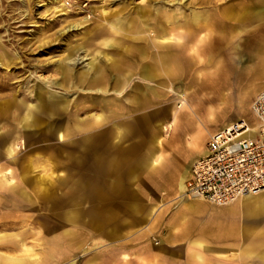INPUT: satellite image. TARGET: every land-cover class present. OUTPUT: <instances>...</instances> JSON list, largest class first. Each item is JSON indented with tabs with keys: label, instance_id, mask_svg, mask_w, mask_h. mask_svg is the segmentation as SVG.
I'll return each mask as SVG.
<instances>
[{
	"label": "rangeland",
	"instance_id": "374dc122",
	"mask_svg": "<svg viewBox=\"0 0 264 264\" xmlns=\"http://www.w3.org/2000/svg\"><path fill=\"white\" fill-rule=\"evenodd\" d=\"M163 15L177 18L176 26L165 27ZM195 15L209 18L196 26L185 22ZM153 16L173 34L172 40L161 44L150 36L147 43L123 35L132 27L142 28L147 34L146 27H154ZM146 43V58L127 50L132 44ZM197 47L204 48L205 52L200 53L205 63L199 67V82L195 85L188 82L191 67L186 56L193 54L190 48ZM156 50L180 54L177 79L161 83V79L146 82L140 78L142 65L153 63ZM114 60L120 63L119 73L132 74L119 94L113 87L117 74L112 67ZM89 62H100L104 68L105 92L94 91L86 81L69 84L66 90L58 86L63 69H70L75 79ZM263 79L264 0H0V112L6 101L13 103L10 110L16 112L20 110L19 101L36 104L41 92L58 91L70 100L58 121L72 130L67 141L70 144L49 139L33 128L35 131H27L21 138L26 145L16 153V163L0 157V165L18 176L17 188L0 189V209L9 215L0 218L6 219L0 226V236L21 234L28 249L18 252L0 248V254L36 256L40 260L51 252L52 239L56 240L55 256L57 252L61 255L60 248L66 242L74 250L84 243L86 246L89 240H98L94 228L99 218L89 216L91 202L83 198L89 188L97 187L89 183L97 181L90 172L98 162L94 146L99 142V130L125 131L123 143L144 140L147 144L148 136L157 128L156 114L162 109L167 113L182 103L185 111L181 120L191 132L201 131V143H205L225 120L243 119L251 126L255 124L250 105L262 90L255 86ZM144 86L154 88L156 94L145 105H133L135 91ZM175 92H184V100L180 101ZM98 100L113 101L120 110L103 107ZM224 107L229 109L225 114ZM238 113L243 118H236ZM18 120L8 121L7 126L13 127ZM164 120H169V114ZM76 123H86L85 129L76 131ZM76 144L85 148L79 149ZM50 173L53 177L59 175L53 185L45 179ZM19 191L26 194L20 202L14 200ZM93 192L90 190V194ZM68 211L77 212V221L65 222ZM69 227L68 234L65 229ZM81 252L74 251L71 257Z\"/></svg>",
	"mask_w": 264,
	"mask_h": 264
},
{
	"label": "crops",
	"instance_id": "0c3cea01",
	"mask_svg": "<svg viewBox=\"0 0 264 264\" xmlns=\"http://www.w3.org/2000/svg\"><path fill=\"white\" fill-rule=\"evenodd\" d=\"M208 18L193 17L185 22L196 26L201 21H208ZM163 19L165 27L176 26L177 18L163 15ZM151 21L156 30L146 27L147 34H144L142 28L132 27L131 32L123 35H130L129 38L133 41L143 40L147 43L152 39L150 36L160 40L161 44L173 39V34L158 23L157 17L153 16ZM147 43V46L132 44L127 50H135L142 58H146ZM190 49L193 54L185 55L186 63L191 67L188 71V82L196 85L199 82V67L205 63L202 62L200 52L204 53L205 50L199 47ZM180 52L183 53L184 49L181 48ZM153 57L152 64H143L140 69L139 76L142 80L156 82L157 79H161V83H169L177 79V73L181 69L180 54H173L168 50H156ZM119 64L115 60L112 61V67L117 73L114 76L113 87L118 94L128 85L132 75L128 72L119 73L117 70L120 69ZM227 64L228 61L226 67ZM62 72V82H59L58 86L63 87L64 90L68 89L69 84L73 85L75 82L81 84L85 81L89 86H94L91 89L96 92L106 90V86L102 85L104 68L100 62H89L86 68L76 73L75 79L67 67ZM227 81L229 80H225V83ZM255 88L263 90L264 79ZM51 93L56 94L60 101H54L57 102L55 107L54 102L51 101L49 111L46 109L39 112L37 124L30 129L21 126L22 113L21 116L18 114L19 120L18 116L15 118L12 115L11 118L4 120L0 114V126L3 127L7 140L11 142L14 139L18 142L17 140L26 136L27 131H35L33 128L38 132L41 131L49 139H57L64 143L69 140L72 130L58 121V115L67 111L70 100L64 93L53 90ZM135 93L137 94L132 97V104L136 106L145 105L152 100L151 95L156 94L154 88L149 86L139 87L138 92ZM175 95L180 101L184 100V92H175ZM36 99V104L42 101L39 96ZM45 101L44 106H48L47 97ZM64 101L67 103L66 109L60 106ZM100 102L103 103V107L110 106L120 110V106L113 101ZM5 104L6 102L3 103V107ZM173 108L167 113L162 109L156 114L159 119L157 128L148 136L150 139L147 144L143 143L144 140L141 143L137 141V143H123L121 138L127 134L125 131L121 133L118 129L109 132L98 131L99 142L94 146L98 149V162L90 172L97 181L89 183L97 187L89 188V194L83 198L91 202L89 216L99 218L94 228V233H98V240L94 242L89 240L88 245L84 246V243L82 248L77 246L74 250L71 249L70 242H66L60 248L61 255L59 256L57 252L58 255L55 256L56 240L52 239L51 252L46 253L40 260L36 256L24 258L2 253L0 264H28V262L32 264L47 262L49 264H250L251 258L254 264H264V191L243 196L236 202L224 206H217L203 199L188 200L179 197L184 181L191 176L192 163L205 154L207 141L201 143V131L191 132L181 120L180 116L185 111L182 103ZM228 110L224 107L222 113L225 114ZM168 114L169 120L166 122L164 118ZM236 115V118H243L242 113ZM16 119L18 121L13 127L7 126L8 121H16ZM54 120L57 124L53 122ZM43 121L46 124L42 126ZM232 121V119L223 121L217 130ZM84 125L86 123H76L74 129L84 130ZM60 132L63 139L59 138ZM77 147L85 148L83 144ZM1 156L8 162L18 161L16 155L14 160H11L2 150ZM17 177L11 168L0 165V189L17 188L15 181ZM57 177L59 175L53 177L50 173L45 179L50 180L49 183L53 185V180ZM21 180L19 178V181ZM90 190L94 191L93 194H90ZM25 196V193L19 191L14 196V200L20 202ZM0 218H9V215L0 209ZM77 219V212L66 213L65 222L73 223ZM5 222L6 219H0V226ZM65 231L69 234L71 228ZM20 237L21 234L1 235L0 248L18 252L28 250ZM79 249H82V252L71 257L72 252L74 254V251Z\"/></svg>",
	"mask_w": 264,
	"mask_h": 264
},
{
	"label": "built area",
	"instance_id": "2783aa9c",
	"mask_svg": "<svg viewBox=\"0 0 264 264\" xmlns=\"http://www.w3.org/2000/svg\"><path fill=\"white\" fill-rule=\"evenodd\" d=\"M254 126L239 119L210 135L205 154L194 161L187 197L217 206L264 190V90L251 102Z\"/></svg>",
	"mask_w": 264,
	"mask_h": 264
},
{
	"label": "bare ground",
	"instance_id": "6f19581e",
	"mask_svg": "<svg viewBox=\"0 0 264 264\" xmlns=\"http://www.w3.org/2000/svg\"><path fill=\"white\" fill-rule=\"evenodd\" d=\"M144 13H145V11H144ZM195 17H199V16H197V15H195ZM156 23H157V21H156ZM71 26H73V25H71ZM42 88H43V86H42ZM44 89V88H43ZM42 89V90H43ZM264 90V89H263ZM44 91V90H43ZM48 91V90H47ZM262 91V90H261ZM260 91V92H261ZM259 92V93H260ZM258 93V94H259ZM46 96H45V95ZM257 94V95H258ZM42 97V98H41ZM47 97V102H49V104H48V106H44V104H43V102L45 101V98ZM39 98H40V100H42L39 104H32V103H28V104H26L25 102H23V101H19L20 103H19V111L17 110L16 112H12L11 110H10V108H11V105H13V103H11V102H7L6 101V104L4 105V107L2 108V110L4 111H2V113H0L3 117H4V120H7V119H9V118H11L12 116L13 117H17L18 116V114H21L22 113V116H21V118H20V124H21V126L23 127V128H29L30 129V127H32V126H34L35 124H37V122H38V113L39 112H41L42 110H46V109H48V111L50 110V103H51V101H57V100H59V97L58 96H56V94H53V93H51V91L50 92H41V94H40V96H39ZM60 101V100H59ZM46 102V101H45ZM34 103V102H33ZM57 105V102H54V107ZM66 105H67V103L64 101V103H62V104H60V106H62V107H64L65 109H66ZM21 107H22V110H21ZM7 109H9L10 110V112L9 111H7ZM174 109V108H173ZM174 111V110H173ZM12 115V116H11ZM1 116V117H2ZM55 119V118H54ZM5 125V124H4ZM19 125V124H18ZM252 126H254V125H252ZM17 127V126H16ZM59 128V127H58ZM4 129H6V128H4ZM23 130V129H22ZM58 132V131H57ZM6 133H4V131H3V127H1L0 126V151L2 150V152L4 153V155L7 157V158H9V159H11V160H14V158H15V155H16V152L17 151H20L21 149H23V148H25V145H26V143H25V141L24 140H22V139H19V140H17L18 142H16L14 139L10 142L9 140H7V137H6V135H5ZM61 137H63V135H62V133L60 132L59 133V138L61 139ZM210 137V136H209ZM208 137V138H209ZM13 138V137H12ZM208 140V139H207ZM194 163V162H193ZM192 163V164H193ZM191 168V167H190ZM190 176V175H189ZM189 179V177L184 181V184H183V188L180 190V192H179V197L181 198V199H199V198H192V197H187L186 196V194H185V190H186V186H185V184H186V181ZM264 191V190H263ZM263 191H261V192H263ZM260 193V192H259ZM257 194V193H256ZM248 195H252V194H248ZM246 196V195H245ZM243 197V196H242ZM240 198H238L237 200H239ZM237 200H235L234 202H236ZM234 202H232V203H234ZM231 204V203H230ZM228 205V204H227Z\"/></svg>",
	"mask_w": 264,
	"mask_h": 264
},
{
	"label": "snow or ice",
	"instance_id": "6c2138e0",
	"mask_svg": "<svg viewBox=\"0 0 264 264\" xmlns=\"http://www.w3.org/2000/svg\"><path fill=\"white\" fill-rule=\"evenodd\" d=\"M61 139H63V137H61Z\"/></svg>",
	"mask_w": 264,
	"mask_h": 264
}]
</instances>
